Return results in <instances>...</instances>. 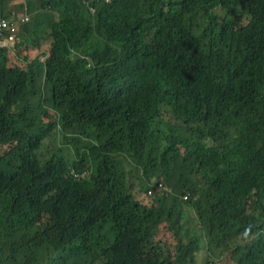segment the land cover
Returning a JSON list of instances; mask_svg holds the SVG:
<instances>
[{"label":"trees","instance_id":"trees-1","mask_svg":"<svg viewBox=\"0 0 264 264\" xmlns=\"http://www.w3.org/2000/svg\"><path fill=\"white\" fill-rule=\"evenodd\" d=\"M0 14V264H264V0Z\"/></svg>","mask_w":264,"mask_h":264},{"label":"rangeland","instance_id":"rangeland-1","mask_svg":"<svg viewBox=\"0 0 264 264\" xmlns=\"http://www.w3.org/2000/svg\"><path fill=\"white\" fill-rule=\"evenodd\" d=\"M216 14H217V18H218L219 22H221L225 17L222 10H220V9H218L216 11ZM29 18H30L29 20H31V16H29ZM58 114H59V116H61L60 110L58 111ZM62 130L65 134H62L59 136V142L61 145L62 144H68L67 142H69V140L71 138V134L80 133L81 128L79 126H76L74 128L62 129ZM68 154H70V152H68ZM154 195H155V192H154L152 197H155ZM142 197H143V195H141V198ZM192 216L196 217V214L192 213ZM163 224H164L163 226H165V228L162 230L163 231L162 235H164V237L169 239V235H167L166 232H168L169 234H170V232L168 231L167 228H171L177 224L175 222H171V220H169V219L166 220ZM170 237L173 238V233L170 235ZM174 238H175V235H174ZM201 248L202 249H201L200 253L197 255V264H206V262H208L209 259H210V261H212V264H234V262H231V260H226L225 258H222L223 256H221L218 252L214 251V254L212 255L209 252L210 246H209V243L207 240L204 241V243L201 245Z\"/></svg>","mask_w":264,"mask_h":264},{"label":"built area","instance_id":"built-area-1","mask_svg":"<svg viewBox=\"0 0 264 264\" xmlns=\"http://www.w3.org/2000/svg\"><path fill=\"white\" fill-rule=\"evenodd\" d=\"M104 1L109 2L110 0H104ZM22 20L28 21L29 16L28 15L25 16L24 18H22ZM10 21L11 20L0 14V45L2 46H9L11 44L13 45L16 39L14 37L15 29L11 27ZM10 28L13 32L9 34V36H5L4 33L8 31ZM77 176H80V173H78ZM153 193L154 191L151 192V194ZM185 200H188V197H186Z\"/></svg>","mask_w":264,"mask_h":264},{"label":"clouds","instance_id":"clouds-1","mask_svg":"<svg viewBox=\"0 0 264 264\" xmlns=\"http://www.w3.org/2000/svg\"><path fill=\"white\" fill-rule=\"evenodd\" d=\"M28 16H29V15H28ZM28 21H29V20H28ZM17 40H18V38H17ZM17 40L15 39V42H16ZM15 42H14V43H15ZM11 45H12V44H11ZM13 45H14V44H13Z\"/></svg>","mask_w":264,"mask_h":264},{"label":"crops","instance_id":"crops-1","mask_svg":"<svg viewBox=\"0 0 264 264\" xmlns=\"http://www.w3.org/2000/svg\"><path fill=\"white\" fill-rule=\"evenodd\" d=\"M45 20H47V19H45ZM43 22L45 23V21L43 20ZM24 53H26V51H24Z\"/></svg>","mask_w":264,"mask_h":264}]
</instances>
